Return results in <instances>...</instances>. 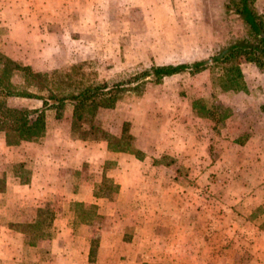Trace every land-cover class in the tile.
I'll use <instances>...</instances> for the list:
<instances>
[{"label": "crops", "instance_id": "0c3cea01", "mask_svg": "<svg viewBox=\"0 0 264 264\" xmlns=\"http://www.w3.org/2000/svg\"><path fill=\"white\" fill-rule=\"evenodd\" d=\"M185 121L190 117L177 125ZM122 122L130 123L139 159L109 151L103 141L74 140L68 131L54 141L45 124L40 146L19 144L30 145L37 158L24 184L14 173L22 162L14 151L19 145L6 147L0 133V264H264V126L237 142L221 133L213 145L219 156L210 159L205 151L213 142L198 141L193 127L167 134L142 121L136 132L124 117L105 130L119 136ZM138 137L146 140L142 147ZM83 165L99 176L73 186L69 170ZM182 166L203 167L189 176L204 182L203 190L180 189ZM214 166L218 187L209 176ZM102 177L115 186L113 199L96 196ZM75 204L94 207L101 220L79 223ZM44 206L54 214L50 237L28 246L15 225L31 223ZM93 239L97 248L88 262Z\"/></svg>", "mask_w": 264, "mask_h": 264}, {"label": "rangeland", "instance_id": "374dc122", "mask_svg": "<svg viewBox=\"0 0 264 264\" xmlns=\"http://www.w3.org/2000/svg\"><path fill=\"white\" fill-rule=\"evenodd\" d=\"M225 1L0 0V52L36 72H68L73 65L82 64L90 78L108 85L136 78V82L125 84L128 91L112 110L97 113L99 124L104 129H116L125 117L134 121L136 132L143 121L152 130H166L167 134L190 126L201 133L198 141L206 142L209 138L213 142L205 153L215 159L220 150L213 145L221 139V133L229 141H240L264 126V112L260 110L264 104V70L258 71L251 64L240 62L246 93L220 92L212 86L208 71L195 75L181 73L165 77L159 83L141 74L153 66L207 59L216 47L245 36L241 23L225 13ZM255 8L264 14V0H255ZM136 85L137 90H133ZM194 100L203 102L206 111L203 117L191 111ZM9 105L36 108L40 104L35 100L13 99ZM223 114L227 118L220 120ZM188 116L189 124L186 120L185 125H177L178 120ZM69 117V108L60 119H55L53 112L46 113L45 124L54 141H59L68 131ZM43 141L35 145L40 146ZM136 141L138 147L146 144L141 137ZM30 147L23 143L14 149L22 159L16 169L21 176L27 177L35 166L36 153ZM230 155L234 157L236 152ZM87 170L85 165L77 172L69 170L73 186L93 183L95 177L97 180L99 173ZM202 170V166H182L176 184L187 191L203 190L204 182L189 178L190 174L196 175ZM219 170L214 166L215 172L209 174L214 187L220 185L216 181ZM107 184L110 186L102 193L110 200L116 188L112 182ZM100 185L101 182L96 183V190Z\"/></svg>", "mask_w": 264, "mask_h": 264}, {"label": "trees", "instance_id": "16d2710c", "mask_svg": "<svg viewBox=\"0 0 264 264\" xmlns=\"http://www.w3.org/2000/svg\"><path fill=\"white\" fill-rule=\"evenodd\" d=\"M223 8L229 17L241 23L245 36L216 47L207 59L190 64L153 66L143 71L142 77H150L151 81L159 83L165 77L181 73L195 75L208 71L212 86L220 92L246 93L239 64L243 61L258 71L264 70V14L255 8V0H226ZM82 66L73 65L68 72H36L30 66L0 52V133L6 147H15L21 142L39 143L45 134L46 113L53 112L54 118L60 119L66 108H69L70 138L103 141L109 151L132 153L140 158V153L133 150L134 138L129 133L127 122L121 123L120 135L113 136L97 121V113L112 110L122 94L128 91V87H125L128 85L125 84L136 82L137 79L108 85L90 78ZM137 88L138 85L133 90ZM13 99L35 100L40 105L36 108L13 107L9 105V101ZM190 105L195 115L204 116L206 111L201 100H194ZM260 110L264 112V104L260 106ZM219 118L225 119L227 114L220 115ZM20 166H14V173ZM19 178L22 184L28 182L26 176L19 175ZM108 182L102 177L96 196L98 193L103 194V190L110 186ZM74 207L75 219L79 223L101 220V217L95 215V208L92 206L75 204ZM53 217L54 214L49 209L38 208L31 223L15 225V228L26 237V244L32 246L36 239L50 237ZM97 243V239L90 242L88 262L93 261Z\"/></svg>", "mask_w": 264, "mask_h": 264}]
</instances>
